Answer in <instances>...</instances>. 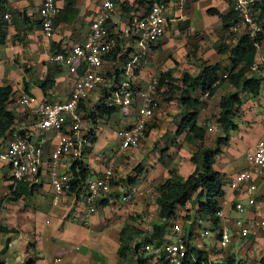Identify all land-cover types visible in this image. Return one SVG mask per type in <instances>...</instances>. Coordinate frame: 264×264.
<instances>
[{"label": "built area", "instance_id": "obj_1", "mask_svg": "<svg viewBox=\"0 0 264 264\" xmlns=\"http://www.w3.org/2000/svg\"><path fill=\"white\" fill-rule=\"evenodd\" d=\"M116 1L96 0V10L83 40L48 55L49 62L65 67L70 74L76 73L77 64L82 67V72L74 81L67 100L50 103L44 98L19 94L15 102L21 110L27 111L32 122L24 124L14 119L7 130L0 134V168L5 166L9 172L10 189L6 198L19 186L23 185L27 189L36 186L39 176L43 173L56 199L71 192L70 164L73 161H81L89 146L88 132H82L80 125L78 105L102 87L105 90L103 106L119 109L134 107L133 123L117 133L118 146L115 155L104 159L106 167L98 177L84 181L80 203L85 225L88 224V218L97 213L100 200L110 194L115 157L140 146L147 125L155 113L159 112L156 76L150 75L145 80H138L135 73L139 69L138 65L149 61L152 51L150 47L164 37L168 21L179 19L186 4V0L155 1L143 14L137 11L129 14L124 22H119L120 20L113 18L117 12ZM227 1L237 15V24L246 29L250 38H254L260 32V27L255 21L254 6L264 0ZM170 6L168 16L167 9ZM59 12L60 9L54 0H40L37 14L45 39L52 37L54 19ZM4 19L9 22L11 15L5 14ZM120 40L124 42L123 45H120ZM115 45L121 48L120 54L123 53L124 58L120 63L118 59L113 62L119 64V73L106 80L100 71L103 56L110 53ZM254 46L257 51L259 45ZM262 61L264 63V58ZM258 64L259 62L255 61L250 67V72L259 74ZM222 77L225 78L226 75ZM207 96L208 93L205 92L203 97ZM206 131L210 134L218 132V123L210 124ZM46 145L49 149L44 158ZM243 158L245 168L235 172L226 186L229 190L242 194L244 202L241 201L240 195L231 201L220 200L219 209L215 213L216 226L210 219L194 214L195 227L189 237L182 233L180 219L176 218L167 226V232L160 243L145 244L141 250L154 255L153 257L161 254L169 264H181L187 244L195 243L198 246L204 240H212L216 245L215 253H220V258H224L223 252L232 240L247 241L252 231L264 233V200H258L256 196L257 182L264 180V137L256 140L253 147L244 153ZM150 191L151 188H148L145 193L150 194ZM137 193L135 187H128L120 195L119 202L127 203ZM227 207L228 211L225 210ZM247 210L250 211L249 217H238ZM230 212L235 216L230 217ZM138 221V226L135 224V227L140 231V236L137 237L139 241L141 237L152 233V227L144 217ZM53 261L56 263L59 259L54 258Z\"/></svg>", "mask_w": 264, "mask_h": 264}, {"label": "crops", "instance_id": "obj_2", "mask_svg": "<svg viewBox=\"0 0 264 264\" xmlns=\"http://www.w3.org/2000/svg\"><path fill=\"white\" fill-rule=\"evenodd\" d=\"M54 1L60 8V13L54 20V31L52 37L50 39H45L41 33L37 14L40 0H5L4 14H10L12 16L11 21L6 24V37L4 43L0 45V86L9 85L12 89V95L6 106L7 110H10V101L14 97L16 100L18 95L21 93L28 94L36 98H44L50 103L63 102L67 100L74 81L82 72V67L79 64L76 65V73L70 74L67 72L65 67L51 63L47 60V58L50 53L57 51V49H67L83 40L87 32L90 19H92L93 13L96 10L97 2L96 0ZM208 1H212L213 7H215V9L220 13H223L225 10L227 12L229 8H231V5L227 0ZM202 15L204 18H206V16L209 17L205 14V11ZM236 25L240 27L239 24L236 23ZM234 30L235 29H233V31ZM259 46L261 48L262 46L264 47V40ZM154 55V53L151 54V63H154ZM256 55V62H259L260 59L262 60L264 58V51L258 49L256 51ZM148 63L149 61L146 64L138 65L139 69L136 70L135 73L138 80H145L151 75L150 73L153 67H147ZM104 64L110 65L111 62L109 60L103 61L100 68L101 73L102 66ZM258 75L262 77L258 95L253 98L247 95L246 100L244 101L245 103H242V105L236 109V112L232 117L236 130L234 132L231 131L228 135L227 147L222 150L219 156L221 161H215L217 157L215 156L214 162L212 163V169L221 174L224 179L226 177V181H229L235 172L245 168L246 165L243 158L244 153L253 147L256 140L264 137V132L256 135L252 142L241 151H232L228 148L230 146L229 143L232 140V135L235 134L236 138L242 139L241 131H243V133L250 132L251 128L256 125V121L259 120L260 115L263 116L261 119L264 124V64L262 65V70ZM48 77L52 80V83L49 87H45L46 90L43 92L40 85L45 78ZM220 85L221 83L217 84L216 90ZM228 86L233 88L230 85ZM102 90H104V88H102ZM216 90L213 95L216 93ZM97 91L94 92L98 93ZM91 94L87 99L83 100L78 105V115L81 117V121L82 119H85L89 122V124L84 125L83 127L81 126L82 132H92L95 138V141L92 144L88 140L89 146L86 148L81 160V162L87 165L90 170V176L86 180L98 177L101 174L103 169L106 167L104 159L114 156L118 146L117 132L113 135H109L106 140H103L99 145V148H94L99 139L95 122L101 118L95 117L92 119L93 122H90L88 118L86 119L83 116L85 113L94 112V107L98 103L102 104L103 97L105 96V90L102 96L100 94V98L102 99H99L98 97V99L90 101L89 98ZM242 94L246 95L247 93L241 92V94H239L240 98ZM95 100L96 102L94 103ZM86 101H89L88 106ZM14 105L16 106V102H14ZM255 107L261 108L263 112L256 111ZM129 109H133L134 113H129L131 116L129 117L128 122L125 123L124 127L130 126L135 119L134 107H130ZM114 110L115 111L110 116H113L116 113L120 114L118 110L122 109L114 108ZM127 110L128 109H124L123 111L127 112ZM156 116L159 115H156L155 113L153 118ZM197 120L198 114L196 124L199 125ZM164 131V128L160 129L156 139V141L159 142L160 148H146L149 145V142H152V140H150V138L152 139V131H149L142 139V141L145 142L142 145L143 148L126 150L119 156L117 155L115 157L110 194L106 198L100 200V207L97 209V213L88 218L87 225L83 223L81 215L80 197L83 190L82 187L78 188L76 191H71L66 195L54 199L48 179L46 175L42 173L39 176L38 184L32 188L31 194L20 196L19 199L28 197L25 201L26 203L24 204V208H17L16 206H13V210L9 212L11 217L8 219L9 224H7V226L2 225V227L5 228V231L0 232V264H24L31 259L34 260V264H123L125 260H119L116 255L118 247L117 236L121 226L126 221H131L132 219L134 220L133 223L138 226V220L142 217L145 218V214L148 212H154L156 214L153 196L149 193H145V190L148 188H151L152 190L155 185L165 180L168 176L167 170L171 167H173L177 174L183 178L190 174L194 169V165L190 162V156L194 151H196V146L199 142H196L195 146L191 143H187L186 141L181 144L178 139H176L178 145L180 144V148H170L169 144L167 146L164 145V142L160 139ZM171 131L174 132V129ZM218 132L220 133V131ZM32 134L35 135L34 133ZM212 135H214V133L210 134L205 130V134L201 142L203 147H210L213 145L214 136L216 135L213 137ZM107 139L109 142H114L115 147L105 148L107 143H109ZM48 149V145H46L43 153L44 158L47 156ZM151 151L154 153H151ZM161 151L166 152V156L170 155V157H161V160H158ZM171 152L176 154L172 156ZM223 154L226 157L222 156ZM235 156L236 158H234ZM240 158H242V161ZM135 160L145 161V164L149 163L151 167H144L139 172L130 173V176L127 178L130 177L131 179L126 181L123 175L125 171H123L122 168L125 167L124 164H130ZM224 160H229L228 164L222 165L221 162ZM232 160L236 161V163L232 164ZM230 164H232V167H230ZM61 169H64L63 166H61ZM0 172L1 177L2 173H6L9 176V172L5 166L0 168ZM4 182H6V185L8 184V180ZM128 187H135L138 193L132 198V200L122 204L119 202V197ZM223 189V199L231 201L233 198H238L240 195L241 201L244 202L242 194H237V192L235 193L234 191L229 190L227 186ZM36 191L37 193H35ZM256 196L264 200V181L258 180ZM127 205H129V207L126 209ZM47 207H49L50 210L53 209L50 216L48 215V211H46ZM30 208H32V210H30ZM40 208H44V212H39L38 210H40ZM186 208H188V206L185 205L184 207L177 209L175 219L178 217L182 218L183 214L181 211ZM225 210L228 211L229 207ZM191 213L192 212H187L185 215H189L187 223H189L191 229H193L195 224ZM0 216L2 215L0 214ZM66 216L68 219L65 220L64 218ZM233 216H235V214L230 212V217ZM249 216L250 211L247 210L239 217L246 218ZM175 219L169 221L168 225ZM54 221L56 222L54 223ZM182 221L183 220L181 219V227L183 226ZM167 229L165 232H167ZM73 232H76L83 238L81 243L85 244L83 245L84 248L79 246V244H76L74 246V252L68 254L65 252L62 253L61 251L64 250L61 248L64 247V245L57 248L55 241L65 243L70 239L69 236ZM255 237L258 238L256 239ZM263 238L264 233L252 231L247 241L232 240L229 247H227L223 252V256L232 253V255H235L234 248H236L237 254L241 257L244 255L245 249L248 248V245L252 242V240H263ZM133 239V244L135 241H138L136 236ZM201 244L204 245V250L206 251L209 259H215L219 256V254L214 251V246L216 245L212 240H205L201 242ZM192 245L197 246L195 243ZM107 250L111 252L109 260L106 255ZM128 254H131V252ZM156 257L151 259L150 262L152 264L156 261ZM54 258H58L59 261L54 263ZM62 258H64L67 263L62 262ZM129 261V264H132L134 262V257L129 258Z\"/></svg>", "mask_w": 264, "mask_h": 264}, {"label": "trees", "instance_id": "obj_3", "mask_svg": "<svg viewBox=\"0 0 264 264\" xmlns=\"http://www.w3.org/2000/svg\"><path fill=\"white\" fill-rule=\"evenodd\" d=\"M123 0L116 1V10H118V3L120 2L123 12H127V15L134 14L137 11L142 14L146 12L152 2H168L170 0H131L127 5L122 3ZM5 0H0V45L4 43L6 37V22L3 19ZM255 21L260 27V32L254 37L250 38L246 30L235 29L241 32L238 33V37L234 39L233 44H220L216 47L218 54L227 52L228 64L225 67V71H220V65L215 64H203L195 76H190L187 73H183L180 77L181 84L193 91L194 88H199L202 95L208 92V96H212L216 90V86L213 84L216 81H220L221 75L226 73V77L223 81H226L230 86L235 88L239 92H246L250 97H256L258 95L259 86L262 81L260 76H250L249 68L256 61V49L254 44H260L264 40V1L254 6ZM124 14V13H123ZM205 14L208 16H216L221 23V30L223 33L229 32L237 23V15L229 8V10L222 14L215 8H207ZM59 15V14H58ZM125 16V14H124ZM57 18V17H56ZM55 18V19H56ZM187 21L184 20L179 23L178 27L184 29L187 26ZM162 40V39H161ZM160 40V41H161ZM158 41L154 46L150 47L151 50L160 49L161 42ZM121 48L115 45L113 50L104 55V60H109L113 67L114 60H122L124 54H120ZM61 49H57L60 51ZM258 69H262L263 62H259ZM222 70V69H221ZM224 72V73H223ZM117 68H114V74H118ZM171 70H166L157 75L158 84L157 89L162 87L166 82V78L170 77ZM116 79V78H115ZM52 80L45 78L41 83V89L45 92L46 88L51 85ZM46 87V88H45ZM12 95V89L9 85L0 86V134H2L12 124L15 119L12 111L7 110L6 106ZM102 99V98H100ZM241 100L239 93H230L225 96H221L218 100V114L216 117V123H219L220 135H216L213 140L212 147H203L201 142L205 134V128L196 124L197 119V105L198 101L192 99L189 96L179 97V106L183 110V115L177 124L174 131V136L179 137L183 134V139L187 143H191L196 146V142L199 144L196 146L190 156V162L194 165L193 171L185 178L180 177L175 169H168V176L161 183L155 185L154 189L150 191V195L153 196V202L156 208V215L158 222L151 223L152 233L147 237H141L138 242L133 244V238L140 236V231L135 227V224H124L118 232V247L116 255L119 260H125L129 252L130 258L134 257V264H152L150 261L153 258L152 254L146 251H139L143 245H153L161 242V237L167 229L168 222L175 219L177 209L184 207L186 204L193 206L194 212L197 216L210 219L211 223L216 226L217 219L215 213L219 209L220 200L224 196V184L225 179L221 174L212 169V163L214 158L219 154V146L226 145L228 142V131L234 130L236 127L232 121L233 107H239ZM236 109V108H235ZM94 112L85 113L83 117L88 118L90 122L95 117H109L115 111L114 108H108L98 103L94 107ZM149 125H147L148 127ZM144 131V136L147 135L148 130ZM88 140L92 144L95 141L93 133H88ZM165 151V150H164ZM161 151L158 160L161 157L166 156V152ZM168 157V156H167ZM138 171V170H137ZM70 184L71 191H76L78 188L84 185V181L90 176V170L81 161H73L70 164ZM131 179V178H130ZM129 181V180H128ZM10 189V186H7ZM31 189L27 190L26 187L19 186L17 190L10 193L9 200L16 201L22 195H30ZM184 220L189 218V215L183 216ZM134 222V220L132 219ZM5 228L0 225V232H4ZM264 264V258L260 260ZM235 260V256L232 254L226 255L219 261H211L208 259L204 250V245L199 247L187 244V251L182 258L181 264H239ZM24 264H34V260H28ZM154 264H169L163 259L160 254L156 257Z\"/></svg>", "mask_w": 264, "mask_h": 264}, {"label": "rangeland", "instance_id": "obj_4", "mask_svg": "<svg viewBox=\"0 0 264 264\" xmlns=\"http://www.w3.org/2000/svg\"><path fill=\"white\" fill-rule=\"evenodd\" d=\"M130 1L131 0H123L122 3L124 5H127ZM186 2L187 4L185 5V8L183 9L181 13L182 19H180L179 21L172 19L168 22L165 35L160 41L162 44L160 49H155L153 50L154 52L151 51V54L152 53L155 54L154 55L155 59L153 60L154 63L150 62L151 60V54H150L149 63L147 64L148 65L147 67H150V68L153 67L150 74L158 75L166 70H171V73H170V77L168 79L167 78L165 79L166 82L164 83V85L158 88L156 95L159 101L160 109H159V112L156 113V115H159V116L152 118L149 122V126L147 127V130L148 132L152 131L151 133L152 139L150 138L152 142H149L148 146L145 144L147 146L146 148H160L159 142H157L156 139H157V135L159 134L160 129H163V128L165 131L162 133V136L160 137V139L161 141L164 142V145L167 146L169 144L170 148H180V144L178 145V142H176V139H178V141L181 144L185 143L183 139V134L175 138L174 132L171 131L173 129L175 131L177 124L179 123L178 121L183 115V110L179 106V97L181 95L183 97L189 96L190 98L196 99L198 101V105L196 107L197 113H198L197 123L200 126L204 127L206 130V128L210 124L216 122V117L218 114L217 104H218L219 98L221 96H225L230 93H235V91L241 94V92L237 91L235 88L229 87L227 82L222 81L221 85L216 90V93L210 99L205 101L204 99H202V93L199 90V88L195 87L193 91H190V89L187 88L188 86L185 87L184 85L181 84L180 77L183 73H187L190 76H195L199 68L203 64L218 63L220 65V71L227 72L225 71V67L228 64L227 52L218 54L216 51V47L220 44H227V45L233 44L234 39L238 37V33L241 32L239 30L233 31V29L237 28V26L234 25L232 27V30H229V32L223 33V31L221 30V26H220V20L216 16H209V17L206 16V18L203 17L202 13L205 11L204 9L215 8L212 5V1L210 2L208 0H187ZM170 11H171V6L168 7L167 9L168 16H170ZM123 13L125 14V16ZM224 13H226V10L223 11L222 14ZM126 16H127V12L122 11L121 5L119 2L118 10L113 18L116 20H120L119 22L121 21L124 22L126 19ZM184 20L188 22L187 26L184 29H180L178 25L180 22ZM119 43L120 45L124 44L122 40H120ZM259 49L261 51H264L263 46L262 48L259 46ZM118 61L119 63L121 62V60H118ZM110 65L104 64L102 66V74L104 75V78L106 80H110L111 77L114 75V68L118 69L119 67V64H116V63H114L113 67L112 65L111 66ZM97 92L98 93L94 92L93 94H91L89 98L90 101L94 99H98V97L100 99V97L104 94V90H102V88H99V91ZM246 96L247 94L241 95L240 100H242V102L239 105V107L242 105V103H245L244 101L246 100ZM14 102H15V97L10 101L9 108H10V111L13 112L15 119L17 121L24 122V124H30L32 122L30 115L27 113V111L21 110L17 104H16L17 106L16 107L14 105ZM88 102L89 101H86L87 106H88ZM95 102L96 100L94 101V103ZM235 108L236 107L234 106L233 111H232L233 112L232 117L234 113L236 112ZM127 109H128L127 112L123 111L124 109L118 110L120 114L116 113L115 115L110 116L108 118L103 117L101 119H98L95 122V125L97 126V132L99 134L98 136L99 139L97 141V144L94 146V148H99V145L101 144L103 140H106V138L109 137V135H113L114 133H117L120 129H122L125 126V123L128 122V119L131 116L129 115V113H134L133 109H129V108ZM255 110L263 112V110L259 107H255ZM262 117L263 116L261 115L259 116V120L256 121V125L253 128H251L250 132L243 133V131H241L242 139L236 138V135L233 134L232 140L229 143L230 146L228 148H230V150L232 151L244 150V148L252 142V140L256 137V135H259L261 134V132H264V124L261 119ZM87 124H89V122L86 121L85 119H82L81 126L83 127L84 125H87ZM235 130L236 128L234 130H229L228 135L231 131L234 132ZM218 133L219 132H216L214 135H217ZM220 134L221 132L218 135ZM214 135H212V137ZM144 143L145 142L141 141L140 146L138 148H143L142 145ZM213 145H211L210 147H212ZM226 145L219 146L220 152L218 155H216L217 157L215 161L216 160L221 161L219 156L222 150L226 149L227 147ZM113 147H115L114 142H109L105 146V148H113ZM172 152H171L172 156L176 154ZM151 153H154V152L151 151ZM222 156L226 157L224 154ZM165 157L167 156H164V158ZM168 157H170V155ZM234 158H236V156ZM240 160L242 161V158H240ZM228 162L229 160H224L221 163L223 165V164H228ZM231 163L234 164L236 163V161L232 160ZM232 164H230V167H232ZM124 166L125 167L122 169L123 171H125L123 175L126 181L130 179V177L127 178L128 176H130L129 175L130 173L132 174V173L139 172L144 167H151L149 163L145 164V161H142V160L141 161L135 160L131 162L130 164H124ZM171 166H174V165H171ZM170 169H173V167H171ZM114 172L116 173L115 170ZM8 178L9 176L6 173H2V177H1V172H0V214L2 215L0 216L1 226L2 225L7 226V224H9L8 219L11 218L9 212L13 210L12 209L13 206L14 207L16 206L17 208H24V204L26 203L25 201L28 198L27 197L23 199H18L16 201L15 200L12 201L6 198V196L8 195V189L6 186H8V184L6 185V182L4 181L8 180ZM35 193H37V191ZM186 206H188V208L182 209L181 211L183 216L187 212L193 211V206H191V204L188 203L186 204ZM128 207L129 205L126 206V209ZM43 209L44 208H40V210L38 211L44 212ZM30 210H32V208H30ZM46 211H48V215L50 216L52 214L51 212L53 211V209L50 210L49 207H47ZM144 216L147 222H149L150 224L158 222L157 215L154 212L153 213L148 212ZM68 217L66 216L64 219L66 220L68 219ZM55 222L56 221H54V223ZM124 224L132 225L133 221L132 220L126 221L125 223H123V225ZM182 224H183V226L181 227L182 233L185 235H188L191 232V227L189 223H187V220H183ZM69 237L70 239L65 243L55 241L57 248L64 245V247L61 248L62 250H64V251H61L62 253L65 252L66 254H68V253L74 252V246L76 244L77 245L79 244V246L84 248L83 245L85 244L81 243V240H83V238L80 237L76 232L71 233ZM168 238L171 239V237H168ZM255 238L257 239L258 237H255ZM234 249H235L234 251L235 260L240 262L239 264H262L260 260L264 258V238L263 240H254V241L252 240V242L248 245V248L245 249L244 255H242L241 257H239V254H237L236 248ZM139 251L141 252L142 250H139ZM110 253L111 252L107 250L106 255H107L108 260L110 258ZM129 258H130V254H127L126 259L123 262V264H129L130 263ZM62 262L67 263L64 258H62Z\"/></svg>", "mask_w": 264, "mask_h": 264}, {"label": "clouds", "instance_id": "obj_5", "mask_svg": "<svg viewBox=\"0 0 264 264\" xmlns=\"http://www.w3.org/2000/svg\"><path fill=\"white\" fill-rule=\"evenodd\" d=\"M54 2H55V1H54ZM59 9H60V8H59ZM183 9H184V8H183ZM59 13H60V12H59ZM4 15H5V14H3V19H4ZM9 15H10V14H9ZM57 16H58V15H57ZM57 16H56V17H57ZM127 16H128V15H127ZM127 16H126V17H127ZM181 18H182V17H180L179 19H177V21H179ZM11 19H12V16H11ZM4 20H5V19H4ZM54 20H55V19H54ZM174 20H175V19H174ZM10 21H11V20H10ZM10 21H9V22H10ZM5 22H6V24L9 23V22H7L6 20H5ZM168 22H169V21H168ZM236 26H237V25H236ZM236 29H241V30L243 29V30H246V29L241 28V27H239V26H237ZM258 33H259V32H258ZM258 33H257V34H258ZM257 34H256V35H257ZM261 43H262V42H261ZM261 43H260V44H261ZM260 44H259V45H260ZM152 51H153V50H152ZM259 62H263V61L261 60V61H259ZM259 64H260V63H259ZM263 64H264V63H263ZM261 70H262V69H261ZM261 70H260V72H261ZM151 75H155V74H151ZM223 75H227V74H226V73L222 74V75H221V79H222V80H220V81H219V80L216 81V82L213 84V86H216L217 84L221 83V81H223V80L225 79V78L222 77ZM249 75H250V76H259L258 74H255V73L250 72V68H249ZM155 76H156V78H157V75H155ZM157 80H158V78H157ZM225 82H226V81H225ZM157 84H158V83H157ZM227 84H228V83H227ZM228 85H229V84H228ZM156 90L158 91L157 88H156ZM207 93H208V92H207ZM239 94H240V93H239ZM203 95H204V94H203ZM203 95H202V99H204L205 101H207L208 99H210V98L213 96V95H212V96H207L206 98H204ZM239 97H240V96H239ZM240 99H241V98H240ZM241 102H242V100H241ZM236 109H238V107H236ZM148 125H149V124H148ZM218 126H219V124H218ZM219 129H220V128H219ZM219 131H220V130H219ZM214 134H215V133H214ZM260 181H261V180H260ZM262 181H264V180H262ZM226 183H227V182H225L224 187H225ZM222 199H223V198H222ZM222 199H221V200H222ZM257 199H258V200H262V198H260V197H258ZM191 214H192L191 216H193V217H192L193 220H195V215H194V214H196V213L194 212V209H193V211H192ZM243 214H244V213H243ZM238 217H239V216H238ZM179 219H180V220H181V219L184 220L183 217H182V218H179ZM193 228H194V227H193ZM191 231H192V229H191ZM189 234H190V233H189ZM189 234L186 235V237H189ZM204 241H205V240H204ZM207 241H208V240H207ZM202 242H203V241H202ZM200 245H202V244L200 243L197 247H199ZM213 246H214V245H213ZM214 249H215V246H214ZM205 252H206V251H205ZM206 254H207V253H206ZM217 254H219V255L221 256L220 253L217 252ZM220 256H219V258L216 257L215 259H209V258H208V259L211 260V261H214V262L216 261V262H217V261H219V260L221 259ZM207 257H208V255H207Z\"/></svg>", "mask_w": 264, "mask_h": 264}]
</instances>
